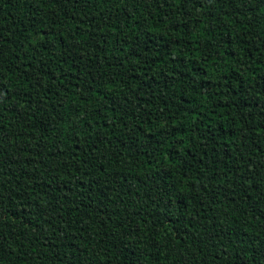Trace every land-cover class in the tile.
I'll use <instances>...</instances> for the list:
<instances>
[{"label": "trees", "instance_id": "obj_1", "mask_svg": "<svg viewBox=\"0 0 264 264\" xmlns=\"http://www.w3.org/2000/svg\"><path fill=\"white\" fill-rule=\"evenodd\" d=\"M0 264H264V0H0Z\"/></svg>", "mask_w": 264, "mask_h": 264}]
</instances>
